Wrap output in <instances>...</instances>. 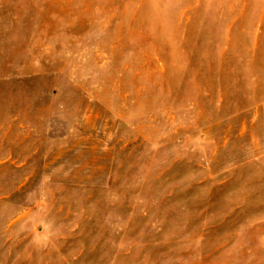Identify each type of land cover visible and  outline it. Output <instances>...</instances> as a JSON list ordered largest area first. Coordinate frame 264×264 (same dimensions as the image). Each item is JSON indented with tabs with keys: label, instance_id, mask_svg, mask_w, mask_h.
Returning a JSON list of instances; mask_svg holds the SVG:
<instances>
[{
	"label": "rangeland",
	"instance_id": "obj_1",
	"mask_svg": "<svg viewBox=\"0 0 264 264\" xmlns=\"http://www.w3.org/2000/svg\"><path fill=\"white\" fill-rule=\"evenodd\" d=\"M0 264H264V0H0Z\"/></svg>",
	"mask_w": 264,
	"mask_h": 264
}]
</instances>
